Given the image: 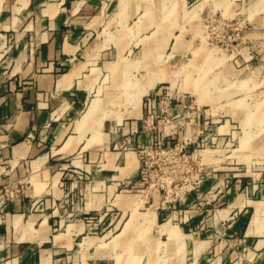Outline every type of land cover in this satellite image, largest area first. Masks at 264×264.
Wrapping results in <instances>:
<instances>
[{"label":"rangeland","instance_id":"374dc122","mask_svg":"<svg viewBox=\"0 0 264 264\" xmlns=\"http://www.w3.org/2000/svg\"><path fill=\"white\" fill-rule=\"evenodd\" d=\"M105 2L103 25L89 40L106 49L82 67L88 90L83 111L89 105L94 113L75 150L50 164L70 168L77 155L93 180L94 169L109 166L104 153L119 151L114 164L129 176L106 194L100 210L84 214L87 230L97 236L78 238L74 247L109 253L117 264H190V240L167 239L156 230L145 238L142 224L129 222L149 221L153 210H179L184 222L199 218L206 208L224 206L218 197L235 180L238 194L264 199V0H123L121 7L117 0ZM147 92L154 94V104L148 105ZM97 129L120 142L102 146L91 159L80 147ZM201 187V196L189 200ZM29 189L26 175L8 185L5 195ZM69 204L74 217L79 196ZM235 213L221 221L215 235ZM106 218L119 223L101 236ZM164 220L154 219L153 230ZM126 221L123 233L114 236ZM130 226L137 238L128 237ZM227 246L236 253L227 264H254L253 245ZM211 247L194 264H217Z\"/></svg>","mask_w":264,"mask_h":264},{"label":"crops","instance_id":"0c3cea01","mask_svg":"<svg viewBox=\"0 0 264 264\" xmlns=\"http://www.w3.org/2000/svg\"><path fill=\"white\" fill-rule=\"evenodd\" d=\"M105 1L0 0V264H105L108 259L117 264L109 253H90L88 248L74 245L78 238L97 236L87 230L84 214L100 210L106 194L108 198L121 178L129 176L114 164L120 152L104 153L109 166L94 169L93 180H88L89 165L78 161L77 155L70 168L50 164L61 153L75 150L94 113L92 108L82 120L89 109L88 105L83 111L88 90L82 67L106 49L102 43L89 40L103 25ZM117 1L121 7L123 0ZM144 98L148 105L155 102L150 92ZM132 127H137L136 121ZM68 129L71 134H67ZM115 140V135L97 129L80 149L94 159L102 146ZM90 144L94 145L92 151ZM125 157L133 158L130 153ZM130 168L135 169L132 162ZM26 175L29 193L5 195V187ZM239 186L240 181L235 180L218 197L224 206L206 208L199 218L184 222L179 219V210H153L149 221L141 217V221L129 223L142 224L145 238H152L156 230L167 239L190 240V264L209 245L217 264L229 263L236 253L235 248L230 251L228 242L241 250L253 245L254 264H264V199L245 198L237 193ZM204 190L201 187L191 193L189 200L197 199ZM77 195L80 211L70 217L69 198ZM233 211L234 217L215 235V229ZM158 217L165 220L153 230ZM118 223L106 218L98 234L113 233ZM126 223L114 236L123 233ZM126 232L129 238H137L136 227L130 226Z\"/></svg>","mask_w":264,"mask_h":264},{"label":"bare ground","instance_id":"6f19581e","mask_svg":"<svg viewBox=\"0 0 264 264\" xmlns=\"http://www.w3.org/2000/svg\"><path fill=\"white\" fill-rule=\"evenodd\" d=\"M112 68V67H111ZM91 109H92V107H89V109H88V112L84 115V116H82V120H85V117L86 116H88V114L90 113V111H91ZM83 122V121H82ZM81 122V123H82ZM78 124V123H77ZM170 230V229H169Z\"/></svg>","mask_w":264,"mask_h":264},{"label":"built area","instance_id":"2783aa9c","mask_svg":"<svg viewBox=\"0 0 264 264\" xmlns=\"http://www.w3.org/2000/svg\"><path fill=\"white\" fill-rule=\"evenodd\" d=\"M4 191L6 192L7 191V188L5 187Z\"/></svg>","mask_w":264,"mask_h":264}]
</instances>
